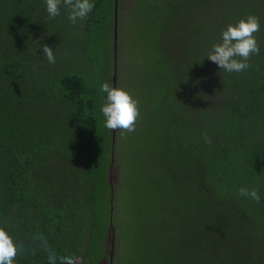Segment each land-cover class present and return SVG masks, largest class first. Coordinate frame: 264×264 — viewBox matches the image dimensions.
Masks as SVG:
<instances>
[{"label":"trees","instance_id":"trees-1","mask_svg":"<svg viewBox=\"0 0 264 264\" xmlns=\"http://www.w3.org/2000/svg\"><path fill=\"white\" fill-rule=\"evenodd\" d=\"M141 1L155 11L149 71L165 67L158 75L163 92L148 101L161 124L156 192L163 196L159 219L146 217L162 244L141 264H264V0ZM92 2L73 23L63 4L50 18L44 0H0V227L18 246L14 264H67L70 250L97 264L109 206V219H117L122 181L85 238L66 237L52 215L95 184L89 148L100 134L87 112H100L103 101L86 97L94 87L81 62L86 56L106 70L116 60L119 69L116 0ZM248 15L260 22L253 34L259 54L241 72L219 69L207 53ZM40 43L54 48V64ZM242 187L257 189L261 199L242 196ZM116 244L118 253L122 241Z\"/></svg>","mask_w":264,"mask_h":264},{"label":"rangeland","instance_id":"rangeland-1","mask_svg":"<svg viewBox=\"0 0 264 264\" xmlns=\"http://www.w3.org/2000/svg\"><path fill=\"white\" fill-rule=\"evenodd\" d=\"M120 8L122 12L119 16L117 86L128 91L137 101L138 116L130 130L109 129L105 127L104 117L101 111L98 112V106L88 110L87 115L92 118L89 119L92 122L90 125L97 127V134H100L99 139H95L89 148L94 159L92 165L95 170V184L85 195L77 193L76 199L71 200L63 209L52 211V215L58 219L60 229L67 234L66 237L71 240L85 238L86 233L92 229V217H99L97 215L100 209L107 208L111 192L115 195L114 186L122 181L118 190L119 211L116 222L109 219L110 206L109 215L105 214V222L108 225L104 253L97 248L99 257L101 254L105 256L97 264H109L107 256H111L114 251L117 253L115 247L118 240L122 241L121 250L116 254L119 264H141L143 258L152 259L153 255L148 251L153 246L160 247L162 244L157 238V229L149 227L151 221L146 217L149 212H155L154 220L159 219L161 210L157 208L159 199L163 196L156 192L160 188L161 177L157 171L159 151L156 137L161 124L151 117V112L149 115L148 101H154L161 96L163 89L159 85L158 75L165 67L161 65V69H155L152 73L149 71L155 66L153 42L150 37L155 11L149 10L141 0H123L120 2ZM88 60L85 56L81 63L87 67L83 71L86 72L88 85L94 87V90L86 94L93 104L96 99L103 101L105 95L100 93L102 83L114 85L115 70L113 62L108 64L106 70H102L95 63H88ZM153 82L155 89L151 87ZM191 82L193 81L189 79V83ZM90 131L95 134L96 130ZM103 198L104 204L100 203ZM155 254L159 257L160 251H155ZM68 261L71 264H91L71 250Z\"/></svg>","mask_w":264,"mask_h":264},{"label":"clouds","instance_id":"clouds-1","mask_svg":"<svg viewBox=\"0 0 264 264\" xmlns=\"http://www.w3.org/2000/svg\"><path fill=\"white\" fill-rule=\"evenodd\" d=\"M47 14L50 18L60 15L61 4L69 10V20L75 23L78 19H84L93 9L92 0H44ZM260 28L258 17L248 15L234 24H229L221 32L220 42L212 45L206 58L215 63L219 69L227 72H241L247 67V59L252 54H259L260 47L256 33ZM43 56L51 64L56 62L54 48L48 44H41ZM239 58V59H238ZM101 92L106 94L100 111L104 117L105 127L109 129H131L138 116L137 101L128 91L107 82L102 83ZM240 194L256 201L261 199L257 189L249 190L242 187ZM18 246L7 229L0 227V264H14ZM67 260V258H65ZM70 264V261L67 262Z\"/></svg>","mask_w":264,"mask_h":264},{"label":"water","instance_id":"water-1","mask_svg":"<svg viewBox=\"0 0 264 264\" xmlns=\"http://www.w3.org/2000/svg\"><path fill=\"white\" fill-rule=\"evenodd\" d=\"M119 0H116V14H115V31H114V51H115V59H117V39H118V31H119ZM115 72L113 75V81H114V86H117V62L115 60ZM115 247V245H114ZM114 255L115 251L111 253V263L114 264Z\"/></svg>","mask_w":264,"mask_h":264}]
</instances>
